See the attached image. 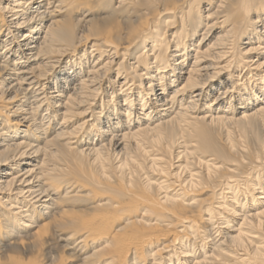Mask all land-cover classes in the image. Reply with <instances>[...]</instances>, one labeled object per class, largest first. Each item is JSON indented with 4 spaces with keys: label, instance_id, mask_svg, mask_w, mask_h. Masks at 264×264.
<instances>
[{
    "label": "bare ground",
    "instance_id": "bare-ground-1",
    "mask_svg": "<svg viewBox=\"0 0 264 264\" xmlns=\"http://www.w3.org/2000/svg\"><path fill=\"white\" fill-rule=\"evenodd\" d=\"M0 264H264V0H0Z\"/></svg>",
    "mask_w": 264,
    "mask_h": 264
}]
</instances>
